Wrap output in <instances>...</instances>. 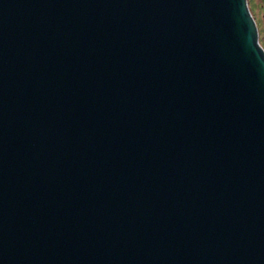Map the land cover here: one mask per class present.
<instances>
[{
	"label": "water",
	"instance_id": "obj_1",
	"mask_svg": "<svg viewBox=\"0 0 264 264\" xmlns=\"http://www.w3.org/2000/svg\"><path fill=\"white\" fill-rule=\"evenodd\" d=\"M0 264H264L248 0H0Z\"/></svg>",
	"mask_w": 264,
	"mask_h": 264
},
{
	"label": "rangeland",
	"instance_id": "obj_2",
	"mask_svg": "<svg viewBox=\"0 0 264 264\" xmlns=\"http://www.w3.org/2000/svg\"><path fill=\"white\" fill-rule=\"evenodd\" d=\"M248 7L257 25L259 43L264 47V0H248Z\"/></svg>",
	"mask_w": 264,
	"mask_h": 264
}]
</instances>
